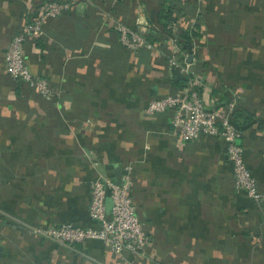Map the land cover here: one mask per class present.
Listing matches in <instances>:
<instances>
[{"label":"crops","instance_id":"crops-1","mask_svg":"<svg viewBox=\"0 0 264 264\" xmlns=\"http://www.w3.org/2000/svg\"><path fill=\"white\" fill-rule=\"evenodd\" d=\"M41 1L0 0V264H264V0H175L168 37L155 0H82L23 42L27 65L46 79L51 98L5 69L13 35ZM119 22L162 41L128 50ZM195 25L201 36L172 64L167 40ZM180 75L194 81L207 108L237 96L239 142L261 202L235 188L219 138L182 141L172 110L144 113L150 100L183 91ZM126 165L148 238L144 254L31 234L96 226L90 183L98 176L119 182Z\"/></svg>","mask_w":264,"mask_h":264},{"label":"built area","instance_id":"built-area-1","mask_svg":"<svg viewBox=\"0 0 264 264\" xmlns=\"http://www.w3.org/2000/svg\"><path fill=\"white\" fill-rule=\"evenodd\" d=\"M60 4H47L43 9L40 8L41 14H37L35 21L30 18L31 21L24 24L22 30L13 36L5 54L6 72L13 79L34 88L45 98L52 97V89L47 85L46 79L32 74L23 54V42L28 36H39L42 33L43 22L70 7L67 2ZM43 11L45 15L41 17ZM116 29L121 43L130 50L151 46L144 39L143 33L137 29L120 22L117 23ZM170 40L173 48L170 62L174 64L183 56V52L179 39L172 36ZM185 57L184 54L183 58ZM181 70L188 74V65L185 64ZM236 103L237 96L233 94L221 107L207 108L194 81L188 78L180 94H169L150 100L144 108V113L153 116L172 110L171 125L178 131L182 141L196 140L200 134L219 138L225 145L227 158L232 165L235 188L244 191L254 201L261 202L263 194L258 190L257 182L244 160V149L239 142L241 131L231 119ZM261 131L264 136V122ZM131 184L130 165L124 167L119 182L100 176L91 181L89 216L96 222V226L79 227L67 223L35 228L32 232L56 243L72 244L92 239L99 240L108 250L117 254L123 252L144 254L148 238L136 214V206L131 197Z\"/></svg>","mask_w":264,"mask_h":264},{"label":"trees","instance_id":"trees-1","mask_svg":"<svg viewBox=\"0 0 264 264\" xmlns=\"http://www.w3.org/2000/svg\"><path fill=\"white\" fill-rule=\"evenodd\" d=\"M155 1L161 7L160 10L157 11L158 13L156 12V14H157V18H158L157 23L161 26L162 31L165 33L164 36L166 35L165 37H168L169 35H175L171 31L170 22H172V20H173L172 12L175 11V9H177V7L179 6L178 3H175V0H155ZM180 7H182V6H180ZM69 12H71V11H65L63 13V15L69 14ZM152 32L148 31L147 33L142 34L144 39L146 40V42L149 44H153L155 42L158 43V41L161 42L162 40L155 38L152 35L153 34ZM200 36H201L200 30H199L198 26L195 25L194 28H192L190 30L186 29L181 34H179L178 39L180 40V42H182L181 47L183 49H185L184 45H189L193 39L199 38ZM218 45H219L218 43H215V45H213V46L218 48L219 47ZM140 49H145V48H140ZM180 76H181L180 78H177L175 80V84L178 86H182V85H184L185 82H187L186 81V78H187L186 75H180ZM230 98H227L225 102H223L221 105H219V107H221L222 105L227 103L230 100ZM239 115H240V112L238 111L237 106H236L235 109L233 110V113L231 114V119H232L233 124H235V126H237V128L240 129L242 127L241 126L242 123L239 120ZM263 122H264V120L261 121V125ZM54 243H56V242H54Z\"/></svg>","mask_w":264,"mask_h":264},{"label":"rangeland","instance_id":"rangeland-1","mask_svg":"<svg viewBox=\"0 0 264 264\" xmlns=\"http://www.w3.org/2000/svg\"><path fill=\"white\" fill-rule=\"evenodd\" d=\"M82 0H43V1H41V3L37 6V11H36V13L35 14H33V15H31V17L30 18H32L31 20L33 21H35V19L38 17V15H39V13L41 14V10H40V8L41 9H43V7H45L47 4H60V3H62V2H67V3H69L70 4V7L68 8V9H66V10H61L56 16H59V15H61L62 13H64L65 11H69L70 9H73L74 7H76L80 2H81ZM61 5V4H60ZM45 11V10H44ZM44 11L42 12V16L41 17H43L45 14H44ZM38 14V15H37ZM44 14V15H43ZM29 18V19H30ZM39 19H40V17H39ZM49 19V18H48ZM31 20H28V21H25L22 25H21V27H20V29L18 30V32L17 33H19L21 30H22V28L24 27L23 25L24 24H26V23H28V22H30ZM33 21V22H34ZM44 23V22H43ZM43 23L41 24V27L43 26ZM121 23V22H120ZM117 30V29H116ZM16 33V34H17ZM15 34V35H16ZM119 34V33H118ZM144 34V33H143ZM14 35V36H15ZM39 36H40V34H39ZM29 37V36H28ZM119 41H120V38H119ZM167 42L169 43V44H171V40H167ZM120 43H121V41H120ZM122 44V43H121ZM123 45V44H122ZM123 47H125L124 45H123ZM126 48V47H125ZM142 48V47H141ZM126 49H128V48H126ZM137 49H140V48H137ZM137 49H134V50H137ZM128 50H130V49H128ZM6 52H7V50H6ZM201 93V92H200ZM219 107V106H218ZM244 149V148H243ZM227 155V154H226ZM245 160V159H244ZM246 163V162H245ZM131 166V165H130ZM132 167V166H131ZM31 234L32 235H34V236H41V238H46L45 236H43V235H40V234H36V233H33L32 232V230H31ZM47 239V238H46ZM49 240V239H48ZM92 240V239H91ZM89 240H86V241H84V242H80V243H72V244H84V243H86V242H88ZM99 241V240H98ZM59 245H70V244H66V243H58Z\"/></svg>","mask_w":264,"mask_h":264},{"label":"water","instance_id":"water-1","mask_svg":"<svg viewBox=\"0 0 264 264\" xmlns=\"http://www.w3.org/2000/svg\"><path fill=\"white\" fill-rule=\"evenodd\" d=\"M188 57H189V58H188V61L190 62V61H191L190 59L192 58V56H191V55H189Z\"/></svg>","mask_w":264,"mask_h":264}]
</instances>
